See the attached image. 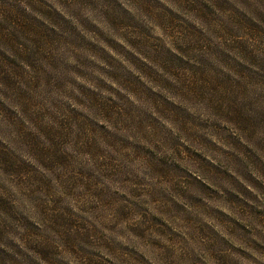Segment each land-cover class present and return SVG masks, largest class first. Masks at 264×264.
<instances>
[{
  "label": "clouds",
  "instance_id": "obj_1",
  "mask_svg": "<svg viewBox=\"0 0 264 264\" xmlns=\"http://www.w3.org/2000/svg\"><path fill=\"white\" fill-rule=\"evenodd\" d=\"M114 3L118 6L116 14L126 13L139 25L136 28L146 33H151L153 27L159 25L163 35L169 39V46H164L161 41H157V46H163L174 55L183 56L185 49H194L211 41L241 63L247 64L248 60L240 53V43L245 44L253 55L264 57V34L253 32L234 22L236 13H242L252 23L264 28V0H232L236 12L214 11L219 18L215 22L205 20L184 4L177 3V0H157L156 7L145 6L142 0H114ZM22 6L52 31L60 32V25L43 14L56 12L84 40L102 51L60 39L48 40L43 32L36 36L29 34L24 43L31 44L33 40H38L41 44V67L50 73L55 71L56 66L63 68L58 77L59 84L50 87L43 81L35 83L33 68L20 60L12 48L3 46L6 55L21 65V76L15 78L22 83L32 82L33 92L32 106L27 109L15 97L0 95V103L15 113L11 119L0 114V144L4 145L3 150L20 169L11 172L0 170V197L36 225L40 229V235L27 233L20 225L4 218L0 221V231L3 232L0 249L14 256L19 264H28L20 253L31 257L35 264H46L33 246L47 244L55 249L63 264H89L88 257L66 247L62 236L54 230L52 217L60 216L74 222L62 230L87 236L92 250L98 252L102 249L113 264H124L123 258L114 251V245H122L120 237H123V240L128 241V247H133L125 225L130 222L139 223L142 217L131 205L133 212L129 219L120 221L115 213V209L120 206V199L113 198L111 203H105L109 200L101 199L96 193H119L120 196H127L128 201L140 205L150 195L148 189L163 188L172 195L171 189L176 184V177L180 175L171 171L161 173L154 167L152 159L135 151L132 145H140L155 158L178 165L177 146L183 147V138L189 146L199 148L202 154L207 153L209 164L227 173L224 179L213 181L218 184L217 192L222 203L233 207L227 203L225 192L221 191V188H227L228 192L240 195L241 200H247V204L264 209V187L258 188L250 182L254 186L251 198L239 193L233 177L241 183L247 184L249 181L242 175L240 166L232 156H237L242 161L249 175L258 180L261 186H264V173L249 163L244 153L226 139L230 134L241 144L257 151L255 141L264 136V128H243L237 121L218 112L207 96H201L193 90L194 77L185 76L182 71L177 72L176 68L166 66L148 54L151 45L137 51V55L148 59L149 63L145 67L149 68L152 75H144L150 84L138 82L136 90L130 89L125 83L127 80L112 73L118 67L119 71L132 78L128 65L133 64L135 67V57L120 47L115 49V56H107L95 43L100 37L107 41L116 38L127 40L126 32L121 29L120 24L113 22L111 12L94 6L89 0H45L44 4L37 6L43 12L27 3ZM177 9L180 15L199 22V30L193 29L197 32V39L192 38L184 29L173 33L162 23L164 16L169 17L168 13ZM87 24L92 25L94 30H90ZM224 25L231 28V33L225 31ZM16 49L22 50L20 45H16ZM210 60L216 68L230 77L240 100L254 101L256 107L264 108V81L250 79L213 57ZM137 71L141 69L137 68ZM105 78L115 87H110ZM82 89H87L88 92ZM165 102L183 109L198 123L177 119ZM73 112L81 115L74 116ZM37 113L39 118H36ZM88 121H92L95 126ZM199 123L205 126L200 127ZM221 128L227 129V132H221ZM109 134L122 137L128 143L121 144ZM29 135L36 137L41 143H29L26 139ZM200 136L208 143L202 142ZM48 137L55 140L56 147L64 157L63 163L48 164L50 157L43 155L51 147ZM173 139L177 143H172ZM257 154L261 155L259 152ZM186 160H194L195 169L202 175L205 174L200 161L190 154ZM106 162L108 168L105 167ZM24 165L30 168L25 169ZM87 172L91 176L86 175ZM136 183L146 186L142 195L133 192L132 186ZM34 192H39L42 199L33 200ZM55 201H59V207L54 208ZM234 211L249 229L251 239L264 244V222L258 223L246 208L243 211L236 208ZM109 212L113 213L111 219L108 218ZM9 224H12L14 231L8 228ZM79 225L83 227H78ZM257 232L259 236L256 235ZM233 238L244 248L250 249L245 257L248 264H264V251L252 248L246 240L235 236Z\"/></svg>",
  "mask_w": 264,
  "mask_h": 264
},
{
  "label": "rangeland",
  "instance_id": "obj_2",
  "mask_svg": "<svg viewBox=\"0 0 264 264\" xmlns=\"http://www.w3.org/2000/svg\"><path fill=\"white\" fill-rule=\"evenodd\" d=\"M44 2L45 0H0V95L15 97L24 103L25 109L32 106L33 84L29 81L22 83L21 80L15 78L21 76V65L17 63V60L6 55L3 46L7 45L12 48L20 60L33 68L35 83L43 81L50 87L59 84L58 77L63 68L56 66L52 73L44 70L40 65L43 58L40 42L33 40L31 44L24 43L29 34L36 36L43 32L48 40L60 39L77 46L83 45L93 50L102 51L97 49L96 45L84 40L72 25L56 12H44L43 14L50 16L54 23L60 25V32L52 31L47 25L30 15L22 6L27 3L36 10L43 12V9L37 6L44 4ZM89 2L111 12L113 22L120 24L121 29L126 32L127 40L116 38L113 41H107L100 37L95 43L103 49L107 56H115V49L120 47L125 48L130 56L135 57V67L133 64L128 65L132 72V78L119 71L118 67L112 73L114 76L127 80L125 83L130 89L136 90L138 82L145 85L150 84L144 75V73L152 75L149 68L145 67L149 63L148 59L145 56L137 55V51L139 48L151 45L148 54L166 66L176 68L175 71H182L185 76L194 77L193 90L201 96H207L209 102L214 104L218 112L237 121L243 128H264V108L256 107L254 101L240 100L230 77L216 68L210 60V57H213L221 63L233 67L238 73L247 75L250 79L264 81V57L253 55L245 44L240 43V53L248 60L247 64L241 63L211 41L203 46L198 45L194 49L191 47L185 49L183 56L174 55L163 46H157V41H161L164 46H169V39L163 35L159 25L154 26L151 33H146L136 28L139 25L126 13L123 15L116 14L115 9L118 6L115 5L114 0H89ZM142 3L148 7L158 6L157 0H142ZM177 3L184 4L209 22H215L219 19L214 11L231 10L236 12L232 0H177ZM168 15L169 17L164 16L162 18V23L170 31L176 33L180 29H184L191 34L192 38H198L197 32L193 31V29L199 30L201 27L198 21L180 15L179 9L175 12H169ZM236 17L235 23L246 26L253 32L264 34V28L252 23L242 13H236ZM86 26L90 30H94L92 25L87 24ZM223 27L225 31L231 33L230 27L227 25ZM217 28L219 29V25ZM16 45H20L22 50H17ZM137 68L141 71H137ZM254 68L258 70H254ZM105 80L110 87H115L107 78ZM195 81H199V83H195ZM82 90L88 92L87 89ZM152 90L155 91V88ZM159 99L162 100V98ZM165 103L167 104V102ZM167 107L175 113L177 119L193 124L198 123L183 109L171 104H167ZM0 114L9 119L15 116V113L3 103H0ZM73 115L79 116L81 114L73 112ZM36 118H39V113L36 114ZM88 123L95 126L92 121H88ZM100 123L103 124V121ZM198 126L204 127L205 125L199 123ZM220 131L227 132V129L221 128ZM26 139L34 145L41 143L34 136L29 135ZM47 139L51 147L43 155L50 157L48 164L63 163L64 157L56 147L55 140L51 137ZM112 139L121 144L128 143L119 136L112 135ZM199 139L208 143L203 136H200ZM226 139L244 153L249 163L264 173V158H262L264 156V136L255 141L257 151L241 144L236 137L230 134L226 136ZM172 143L177 142L173 139ZM181 144L183 147L177 146L178 165L155 158L152 153L140 145H132L135 151L144 153L152 159L154 167L161 173L171 171L174 174H180L176 177V184L171 189L172 195L165 192L163 188L148 189L150 195L145 197V203L137 205L133 201H128L127 196H120L119 193H96L101 199L109 200L105 203H111L110 200L113 198L120 199V206L115 209L120 221L128 220L133 208L142 217L139 223L130 222L125 225L128 229V239L133 242L134 246L129 248L128 241L120 237L123 243L122 245L115 244L114 251L123 258L124 264H248L245 257L248 256L250 249L244 248L233 236L248 241L251 247L256 250L264 251V244L251 239L249 229L234 209L239 208L243 211L246 208L249 215L258 223L264 222V209H257L247 204V200H241L240 195H237L236 192H228L227 188H221V191L225 192L227 203L233 207L230 208L222 203L217 192L218 184L213 181L224 179L227 173L223 169L209 164L207 153L202 154L199 148L189 146L183 141V138H181ZM3 149L4 145L0 144V170L5 172L20 170L13 158ZM257 152L261 155H258ZM188 154L200 161L205 174L202 175L200 171L195 169L194 160L191 162L186 160ZM229 155L232 154L229 153ZM232 159L240 166L242 175L249 183H241L235 177H233V182L238 185V191L241 195L251 198L254 187L252 184L258 188L264 186H261L258 180L249 175L246 166L237 156L233 155ZM105 167H109L107 162ZM24 168L28 169L30 166L24 165ZM85 174L91 176L90 172ZM145 189L146 186L140 183L132 186L136 195H142ZM32 199L39 201L42 197L39 192H34ZM55 207H59V201L54 202ZM64 210L68 211V209ZM201 212L206 214L201 215ZM112 216L113 213L109 212L108 218L111 219ZM4 218L12 221L13 224L20 225L27 233L40 235V229L36 225L17 212L6 199L0 197V221ZM52 223L54 230L62 236L65 246L88 257L89 264H113L108 254L104 253L102 249L95 252L89 247L90 241L87 236L62 230L65 227H70L74 223L73 221L65 220L60 216H53ZM78 227L82 228L83 225ZM8 228L15 230L12 224H9ZM256 235L259 236V232ZM2 236L3 232L0 231V238ZM7 243L12 246L10 241ZM33 247L36 253L46 261V264H63L55 249L47 244H37ZM17 251L19 252V249ZM20 254L24 256L28 264H35L31 257L24 253ZM0 264H19V262L7 251L0 249Z\"/></svg>",
  "mask_w": 264,
  "mask_h": 264
}]
</instances>
